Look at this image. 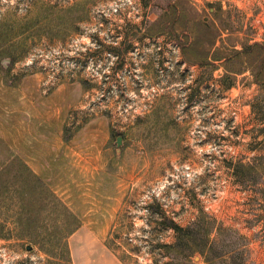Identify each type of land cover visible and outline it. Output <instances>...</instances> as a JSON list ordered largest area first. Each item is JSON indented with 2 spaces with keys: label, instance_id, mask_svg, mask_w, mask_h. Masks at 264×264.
<instances>
[{
  "label": "rangeland",
  "instance_id": "rangeland-1",
  "mask_svg": "<svg viewBox=\"0 0 264 264\" xmlns=\"http://www.w3.org/2000/svg\"><path fill=\"white\" fill-rule=\"evenodd\" d=\"M169 3L186 8L179 36L153 35L150 52L136 49L130 70L106 79L96 38L132 35ZM203 21L216 32L189 64L181 46L196 42ZM0 36V178L9 188L0 264H75L78 225L101 234L122 264H203L198 252L167 254L177 234L165 218L229 228H211L217 248L264 264V85L259 62L227 56L264 45V0H0ZM17 159L43 180L51 209L22 200Z\"/></svg>",
  "mask_w": 264,
  "mask_h": 264
},
{
  "label": "trees",
  "instance_id": "trees-1",
  "mask_svg": "<svg viewBox=\"0 0 264 264\" xmlns=\"http://www.w3.org/2000/svg\"><path fill=\"white\" fill-rule=\"evenodd\" d=\"M185 10V5L182 6L178 3H169L164 9L162 15L158 17L157 20H155L148 26H145L150 28L151 36L167 32V34L169 35L178 37L179 33L177 31V26H186L185 21L187 19L185 17ZM206 25L207 22L203 21L201 25L197 26L196 42H193L189 45L183 44L181 46L183 58L189 64L194 63V51L196 48H199V53L203 55V41L205 38H207L206 36H208V38L211 35L214 37L216 31ZM153 27H157L159 29L157 30ZM1 39L3 38L0 36V45L3 42ZM230 53L231 54L227 53V56H229V58L231 56H236L237 58H240L242 55H245L249 64L253 67L256 62H259V64L254 69L255 81L264 85V45H261L259 43L245 45L241 52L237 53L232 51ZM8 71L9 67H7L6 69V72ZM227 79L229 80L227 81ZM223 81H225V85L227 88H231L235 84L234 78L229 77V75L225 76V79H223ZM17 162L21 163L20 169L24 172V177L26 178L24 181L28 183L26 184L24 182L25 186H23L22 190H19V193L21 192L20 196L22 200L25 201L26 204L27 201H29V203L33 202V204H38L39 202L42 208L40 209L41 211L51 209L52 207L50 208L45 201L46 196H43L44 194H42L43 192L41 191L43 186H45L43 180L38 175L34 174L24 161L21 162L20 159H17ZM8 169L9 168H5L4 170ZM1 176L2 174H0V177ZM29 177L31 178V182L29 180ZM4 180L5 178H0V195H3V197L5 196V194H7V191L9 190L8 184L3 182ZM29 211L30 213H33V216H35L33 218H38L36 212L37 210H35V208H31L29 209ZM25 214H27V212H25ZM164 220L165 221H163L162 219L161 221L165 223L168 227L173 228L177 234V238L174 243L163 245V247L166 249L167 254L185 257V259H187L190 254L198 252L203 259V264H244L240 248L226 247L225 251H220V249H218L216 246V241L214 239L212 240L209 237L211 228H214L215 230L218 229L219 233L224 231L230 232L231 230L229 228L222 229L219 225H214L213 227L211 226L212 222H208L205 218L200 219L193 226L191 225L187 227H182L168 218H165ZM31 221L33 220H30V222ZM79 227V225L76 226L75 229H73V231L71 232V234L75 232Z\"/></svg>",
  "mask_w": 264,
  "mask_h": 264
},
{
  "label": "flooded vegetation",
  "instance_id": "flooded-vegetation-1",
  "mask_svg": "<svg viewBox=\"0 0 264 264\" xmlns=\"http://www.w3.org/2000/svg\"><path fill=\"white\" fill-rule=\"evenodd\" d=\"M141 31L143 32V34L139 35L140 33H142ZM131 32L130 33L132 35L128 33V30H126L125 32L116 29L115 34L117 35L116 37H112L113 41H109L104 37L96 38L97 45L95 51L93 52V54L96 55V67L99 65L101 69L102 67L108 69L109 75H107L105 78L111 80V82L118 79L117 76H119V72L123 71L124 68L130 70L129 68L131 64L135 62V59L131 57V54H135L136 49L139 50L140 48H142L144 50H147V52H150L151 50L152 36L150 34L151 31L149 27H136L133 28ZM136 33L137 35H134ZM119 34H123V37L120 41L117 40ZM135 41H137L138 43L135 44ZM147 52H145L144 56L148 61H146V65L142 67H145V70L151 72V54L149 53L147 55ZM138 54L139 53H137V55ZM107 83L110 82L107 81Z\"/></svg>",
  "mask_w": 264,
  "mask_h": 264
},
{
  "label": "crops",
  "instance_id": "crops-1",
  "mask_svg": "<svg viewBox=\"0 0 264 264\" xmlns=\"http://www.w3.org/2000/svg\"><path fill=\"white\" fill-rule=\"evenodd\" d=\"M69 246L75 264H77L75 256L77 250L81 257L80 264H90L92 261L89 257L93 253H97L99 256L98 264H122L117 255L106 245L102 235L87 225L80 226L71 234Z\"/></svg>",
  "mask_w": 264,
  "mask_h": 264
},
{
  "label": "built area",
  "instance_id": "built-area-1",
  "mask_svg": "<svg viewBox=\"0 0 264 264\" xmlns=\"http://www.w3.org/2000/svg\"><path fill=\"white\" fill-rule=\"evenodd\" d=\"M123 14H124V15H123V16H124V18H125V17H128V18H129V19H126V20H129V21H131V20H132V18H134V15L132 14V12H131V11H130V12L126 11V12H125V13H123ZM146 19H149V16H148V17H146ZM119 27H120V26H119ZM113 30L115 31L116 29H112V31H113ZM120 30H123V29H119V31H120ZM126 30H129V29H125V31H126Z\"/></svg>",
  "mask_w": 264,
  "mask_h": 264
},
{
  "label": "water",
  "instance_id": "water-1",
  "mask_svg": "<svg viewBox=\"0 0 264 264\" xmlns=\"http://www.w3.org/2000/svg\"><path fill=\"white\" fill-rule=\"evenodd\" d=\"M6 64V63H5ZM123 141V136H118L116 139V145H117V151L119 152V147L121 146ZM196 257H199L198 255H196Z\"/></svg>",
  "mask_w": 264,
  "mask_h": 264
}]
</instances>
